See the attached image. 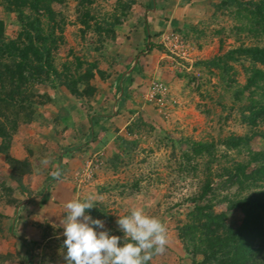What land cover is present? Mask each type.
<instances>
[{"label":"rangeland","instance_id":"374dc122","mask_svg":"<svg viewBox=\"0 0 264 264\" xmlns=\"http://www.w3.org/2000/svg\"><path fill=\"white\" fill-rule=\"evenodd\" d=\"M238 1L246 5L52 3L61 25L55 33L62 38L54 64L78 79V90L32 85L28 116L0 114L10 134L8 148L0 151V264H66L61 219L65 203L77 196L95 198L93 208L111 217L102 220L105 229L122 243L119 215L139 207L158 217L169 243L149 264H192L177 229L197 205L224 214L229 226L241 224L236 203L263 192L264 181L226 184L219 175L246 160L248 149L264 150V121L253 127L244 121L252 105L264 104V82L258 81L259 89L248 87L254 70L263 68L238 53L264 46V15L249 8L262 2L264 7V0ZM4 5L0 0V20L12 39L20 27ZM42 21L46 26V15ZM89 66L92 75L80 80ZM244 135L251 137L249 148L223 144L229 136ZM193 142L213 143L214 150L195 155ZM46 157L50 163L42 166ZM11 160L27 165L19 183L11 176ZM55 171L61 175L53 176ZM93 208L87 214L99 219Z\"/></svg>","mask_w":264,"mask_h":264},{"label":"trees","instance_id":"16d2710c","mask_svg":"<svg viewBox=\"0 0 264 264\" xmlns=\"http://www.w3.org/2000/svg\"><path fill=\"white\" fill-rule=\"evenodd\" d=\"M59 1L4 0L5 10L15 15L20 30L15 38L8 39L5 35L4 22L0 20V114L4 111L17 117L23 112L28 116L34 103L33 94L29 93L32 85H47L52 90L65 87L77 93L78 79L64 72L65 69L59 71L54 64L53 51L57 49L58 43L62 42V38L56 36L55 30L57 28L61 30V25L57 18L58 14L51 5ZM232 1L237 7L246 5L238 0ZM262 5L263 2L252 3L249 8L263 16ZM45 15L46 26L42 21ZM87 18L88 11L82 17L83 24H87ZM238 53L247 56L252 63L262 66L263 70H254L248 80V87L255 86L259 89L256 86L258 81L264 82V46L241 48ZM92 67L89 66L86 73L78 78L88 81L92 75L90 71ZM252 106L249 108V115L244 117V121L251 127L255 126L258 120L264 121V104ZM14 130L15 125H11L10 131ZM0 137L3 140L0 151H5L8 148L10 134L3 122H0ZM250 142L249 135L229 136L224 139L223 144L236 149L242 146L249 148ZM213 150V143L191 144V151L195 155H209ZM248 152L246 160L224 168L219 175L225 178L224 183L264 181V150L248 149ZM26 166L24 162L11 163V176L18 183L20 176L26 171ZM208 190L209 187L202 195H206ZM234 208L239 209L244 216L237 227L227 225L225 215L214 213L209 205L195 206L188 214L187 222L178 227V238L184 251L191 257L192 264H264V191L240 199ZM93 209L99 219H111L102 210Z\"/></svg>","mask_w":264,"mask_h":264},{"label":"clouds","instance_id":"9594fccd","mask_svg":"<svg viewBox=\"0 0 264 264\" xmlns=\"http://www.w3.org/2000/svg\"><path fill=\"white\" fill-rule=\"evenodd\" d=\"M50 163L49 158L41 165ZM53 176L61 173L55 171ZM95 207V198L79 196L65 203L63 247L67 249L63 258L66 264H149L156 255L165 252L169 243L168 229L156 216L148 215L144 209L132 207L128 214L119 215L116 221L121 237L105 229L104 221L93 219L86 210ZM99 229H105L97 231Z\"/></svg>","mask_w":264,"mask_h":264},{"label":"crops","instance_id":"0c3cea01","mask_svg":"<svg viewBox=\"0 0 264 264\" xmlns=\"http://www.w3.org/2000/svg\"><path fill=\"white\" fill-rule=\"evenodd\" d=\"M150 5V4H149ZM150 11H152V12H156V10H155V8L153 7V8H151V10ZM122 82H120L121 84L123 83V78H122V80H121ZM121 90L123 91V89L121 88Z\"/></svg>","mask_w":264,"mask_h":264}]
</instances>
